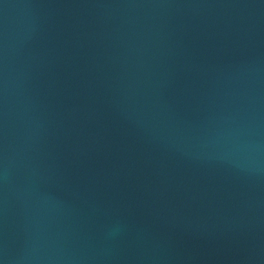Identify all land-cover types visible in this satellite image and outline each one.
Listing matches in <instances>:
<instances>
[{
  "label": "water",
  "instance_id": "95a60500",
  "mask_svg": "<svg viewBox=\"0 0 264 264\" xmlns=\"http://www.w3.org/2000/svg\"><path fill=\"white\" fill-rule=\"evenodd\" d=\"M2 264H264V0H0Z\"/></svg>",
  "mask_w": 264,
  "mask_h": 264
},
{
  "label": "clouds",
  "instance_id": "9594fccd",
  "mask_svg": "<svg viewBox=\"0 0 264 264\" xmlns=\"http://www.w3.org/2000/svg\"><path fill=\"white\" fill-rule=\"evenodd\" d=\"M0 264H2V262H0Z\"/></svg>",
  "mask_w": 264,
  "mask_h": 264
}]
</instances>
